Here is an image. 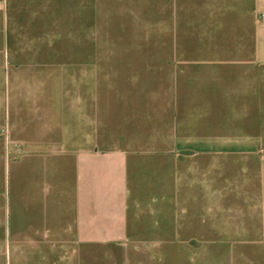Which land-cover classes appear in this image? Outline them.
<instances>
[{"label": "crops", "instance_id": "0c3cea01", "mask_svg": "<svg viewBox=\"0 0 264 264\" xmlns=\"http://www.w3.org/2000/svg\"><path fill=\"white\" fill-rule=\"evenodd\" d=\"M205 220L264 264V0H0V264H126Z\"/></svg>", "mask_w": 264, "mask_h": 264}, {"label": "rangeland", "instance_id": "374dc122", "mask_svg": "<svg viewBox=\"0 0 264 264\" xmlns=\"http://www.w3.org/2000/svg\"><path fill=\"white\" fill-rule=\"evenodd\" d=\"M67 29L64 28V32H66ZM98 33H96V37H98ZM125 41H120L119 39H107V40H102L96 39V47H106V48H111V47H119L124 45ZM117 56H95V78L96 81L100 79H116L117 75H119V67L116 66V63H114L115 59H117ZM121 59H127V58H136V57H120ZM73 61L76 66H77V71L79 74V79L80 80H86V72H87V65H86V56H78V57H68L64 56V63H71ZM108 75V76H107ZM138 78L140 74H137ZM133 76V74L131 75ZM120 119L116 123V126H125L127 125L128 128H131V121L128 120V116H123L119 117ZM140 123H144L143 120L141 121L138 119L136 121V125H139ZM216 127L212 126L210 129H208V132H215ZM114 154H108L107 159L109 160L110 157H112ZM212 155L209 154H202V158L206 157H211ZM222 160L226 157H233L234 158V153H226L225 154H220L218 155ZM225 156V157H224ZM199 158V157H198ZM220 161V162H221ZM234 170V159H233V168ZM109 173H107L109 179L115 175V171L112 168L107 169ZM117 172V171H116ZM106 175V174H105ZM111 184L109 185V187ZM180 186V185H179ZM182 186V185H181ZM148 191L146 193L147 197H151L153 195V192L151 187L148 185ZM11 188L13 190L14 184H11ZM111 189V188H109ZM181 189V188H180ZM112 190V189H111ZM7 191V188H6ZM149 200V199H147ZM229 199H227L228 202ZM182 202L179 201V206H182ZM127 206L129 207H134V203L132 200L128 199H122V200H108L106 205L107 207L103 208L101 205L100 201L96 200L95 202V209H96V222H99L100 220L102 221L103 216L102 212L104 211L103 209H112V210H121L124 209V207ZM178 209H181L179 207ZM108 218V216H106ZM207 223H203L204 226L202 227L200 223L202 222H194V227L196 231H181V232H175L170 233L171 236L175 241H189L190 245L192 247H143V248H127L125 255L127 257V262L126 264H188V262L191 260V262L198 264V259H202L206 261V264H234V247H215L217 244L218 240L221 239H231L233 234L231 233H222L220 231H216L217 229H214L211 225V221L205 220ZM107 223V222H106ZM108 223H110L108 221ZM202 227V228H201ZM201 228V229H200ZM191 230V229H188ZM108 235L110 237L113 236H118L121 239H124L125 236L127 237L128 234L125 233L124 231L122 232H111V233H96V238L101 239V237ZM201 245V246H200ZM206 245V246H202ZM245 250V249H244ZM248 250V249H246ZM116 251L117 255L122 256V250H113L112 252L115 253ZM112 253V254H113ZM115 253V254H116Z\"/></svg>", "mask_w": 264, "mask_h": 264}]
</instances>
